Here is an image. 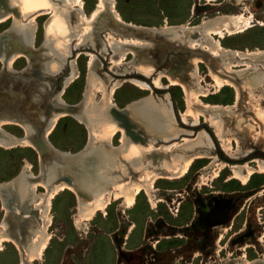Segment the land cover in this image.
Returning <instances> with one entry per match:
<instances>
[{
	"label": "rangeland",
	"instance_id": "374dc122",
	"mask_svg": "<svg viewBox=\"0 0 264 264\" xmlns=\"http://www.w3.org/2000/svg\"><path fill=\"white\" fill-rule=\"evenodd\" d=\"M98 1L82 0V11L86 17L99 9ZM114 7L125 22L157 28L186 23L196 26L203 20L218 15H239L247 20L249 26L241 33L221 38V45L237 51L264 49V0H114ZM69 9L70 7L68 11L73 17L72 24L76 27L70 24L68 55L55 54L51 49L54 36L49 27L54 11L51 10L36 16L33 22L31 50L37 52L40 60L37 58L29 63L23 56L14 59L11 63V74L15 77L8 75L0 61V76L4 78L0 84L12 88V83H16L14 87L17 93L11 99L8 97L10 100L7 101L11 104L23 98L33 105L28 92L32 88L40 90V101L36 104L40 111V120H44L43 106L49 107L51 102H56V97L69 104L80 102L88 87V58L93 57V72L104 83L106 91L114 86L110 95L113 107H125L123 114L129 116L132 123L116 128L108 142L109 147L117 152V161L120 160L117 163L120 166L128 168L130 172V164L136 167L129 179L136 185L142 183L144 186L134 195L130 204L125 197H110L108 204L97 210L91 218H79L78 199L69 189L59 191L48 203L45 197L52 186L65 181L64 178L71 173L76 177L84 175L87 172L86 167L79 163L80 168H77L78 165H65L51 159L49 168L42 164L38 152L28 145L8 148L0 146V183L12 182L13 186L17 183L13 191L15 200L10 208H6L0 195V236L10 238L8 240L0 237L3 239L0 245V264H264V169H259L253 161H264V123L261 121L264 116V56L244 60L238 57H229L228 60L226 58L229 63L227 71L234 75L232 79L238 84L236 88L224 86L218 92L212 93L213 87L210 83L213 80L207 76L209 70L223 75L229 72L224 73L225 66L220 58L197 49V44L188 47L189 43L185 40L191 31L187 30L186 37L180 39L153 34L145 39V45L140 46L137 42L131 46L139 54L138 58L130 51L125 53L124 59L116 62L119 56L113 54L110 44L104 50L103 42H108L109 38L111 41L125 39L121 36L126 34L113 32L117 27L107 18V10L99 12L93 22H90V26L85 23L83 25L79 18L75 19L76 6ZM27 17L23 20L26 23L29 21ZM12 18H15L13 14L0 24V35H4L6 41L11 40V30L17 22L16 18ZM227 21L228 24L236 26L244 24L242 20ZM80 26L85 27L82 29ZM81 32L85 35H81ZM214 37L217 38L215 35ZM126 39L130 40V37ZM195 56L203 57L198 74L200 84L207 90V96H199L201 102L188 104L181 86L169 85L166 77L160 78L162 88L149 83L160 71L168 73L174 81L181 79L189 83L191 59ZM49 59L59 65L62 63L57 72H50L43 66V62ZM69 61L75 63L76 76L65 84L71 71ZM135 61L138 68L139 65H152L153 72L146 75L144 70L137 71L133 67ZM252 74L258 77L257 82L250 79ZM133 79L145 81L148 89L138 87ZM101 91L99 87L92 88L93 102L99 101ZM147 98L161 107V111L167 116L164 118V129L160 119L145 105ZM202 103L208 105L204 106ZM195 115L200 118L198 124H194ZM209 117L218 121L220 134L231 144L230 148L225 149L221 145V141L215 136L218 129L210 124ZM46 123L43 122V129ZM1 126L4 131L15 136H22L24 133L15 124ZM137 128L142 134L138 133ZM129 138L131 142L136 140L133 143L141 147L136 154L130 153ZM46 139L58 150L75 153L86 144L88 131L74 117L62 114L55 120ZM189 144L195 146L191 147ZM166 145L169 147L164 149ZM195 152L197 157L194 158L195 161L192 160L183 176L167 177L173 174L164 165L166 161L176 156L180 166ZM95 161L90 153L85 157L84 164L90 166ZM221 163L224 166L221 167ZM229 164L241 167L248 165L252 168L246 183L230 178ZM101 168L98 165L94 169L100 171ZM23 169H28L26 171L34 179L32 178L25 192H20L16 179ZM50 170L54 173H50ZM55 172L57 175L59 173V177ZM108 187L112 192L119 190L111 185ZM134 187L135 185H128V190H124L131 194ZM214 196L223 201L224 209L218 198L212 205ZM42 202L49 207L46 216H49L50 223L46 227ZM214 208L216 209L213 210ZM219 216L220 218H216ZM47 235L45 247L37 255L39 242ZM30 253L36 256L31 258Z\"/></svg>",
	"mask_w": 264,
	"mask_h": 264
},
{
	"label": "bare ground",
	"instance_id": "6f19581e",
	"mask_svg": "<svg viewBox=\"0 0 264 264\" xmlns=\"http://www.w3.org/2000/svg\"><path fill=\"white\" fill-rule=\"evenodd\" d=\"M73 6H76V9H75L76 10V12H75L76 18L75 17L74 18L75 19L79 18L80 21L82 20L83 25H84V23H85V25L90 24V22L91 21L93 22V20L99 15V12H101L102 10H107V18L117 27L113 30V32H116L117 34H123V35L126 34L125 36H121V37H124L125 39L117 38L116 41H113V40L111 41L109 38V39H107L108 42H103V49L104 50L106 49L107 45L110 44L111 45L110 49L113 52V54L119 56L118 59L116 60V62L118 60L124 59L125 53H128L130 51L133 52L134 57L138 58L139 54L137 53V51L135 49L131 48V46L136 45L134 43H137V42H138V45H140V46L145 45V43H144L145 39L147 37H151L153 34H161L164 38H169V39H172V38L180 39V38L185 36V34H186L185 32L187 30L191 31V34L188 35V37H187L188 39L185 40V38H184V40L188 41V43H189L188 47H191V46L193 47L194 45L197 44V46H195V47H197V49L202 50V51L207 52V53H211V54H213L214 57H217V58H220L221 60H223V66H225L223 68V71H225L224 73L229 72V71H227L229 69V63L227 61L229 57H231V58L232 57L233 58L238 57V59L244 60L245 58L256 59L258 57L264 56V49L244 50V51L239 50V51H237V50H233V49H231V50L226 49V48H224V46L221 45V41H220L221 38H225V36H230V35H233L236 33H241L244 30H246L247 27L249 26V25H247V20L241 18V16H239V15H235V16H232L229 14L218 15L214 18H211L208 20H203L200 24H198L196 26H189L186 23V24H182L179 26L163 25V26L157 28V27H148V26L136 25V24H132L130 22L123 21L122 18L120 17V15L118 14L117 10L114 7V0H99L98 1L99 9L94 10L90 17H86L84 12L82 11V0H0V24H1V22H4L8 18H10L11 14L14 15V17L16 18V21L18 22V23L15 22L13 24L14 26L12 27V30H11L12 33L10 34V36L12 37L11 40L6 41L5 40L6 37H4V35H0V61L2 62L3 66L6 68V71L8 72V75L10 77H15L14 74L13 75L11 74L12 73L11 72V70H12L11 63L14 59H17V58L23 56L27 60V62L30 63V62H33L34 59H37L39 57V56L37 57V55H36L37 52L34 53L31 50V45H32L33 32H34V24H33L34 18L36 16H39L42 13L50 12L51 10H54L52 12L50 22H49V27L51 28L50 31H52V33L54 34L52 40L50 39L51 40V49L53 50V52H55V54L59 55V53H61V54L65 53L66 55H68L69 50H70V45H69L70 42L69 41L71 39L70 38L71 37L70 36L71 35L70 28L72 25L75 26L74 23L72 24L73 17H72V15L70 16L68 8L70 7V9H71V7H73ZM26 16L29 17V21L27 23L23 21ZM15 18H12V19H15ZM231 19L233 21L234 20H242V22H244V24H239L238 26H236V24H230V23L228 24L227 20H231ZM25 21H26V19H25ZM70 24H72V25H70ZM90 26H92V24H90ZM49 27H47V28H49ZM80 27H83V26H80ZM84 27L82 29H84ZM88 30H89V27H88ZM68 33H70V34H68ZM50 34H51V32H50ZM82 34H84V33L81 32V35ZM90 34H91V32H90ZM77 35H79V34H77ZM110 35H112V33ZM214 35L217 36V38H215ZM193 36H195V38ZM126 37H130V40H127ZM84 38H85V36H84ZM84 38H83V40H84ZM4 44H6L5 47H4ZM110 45H109V47H110ZM76 47H75V49H76ZM77 48H80V47H77ZM126 49H129V50H126ZM48 53H49V51H48ZM87 54H89V53H87ZM90 56H92V55H90ZM93 56H94V54H93ZM140 57H141V54H140ZM202 58H203L202 56H200V57L195 56L191 59L192 68L190 70L189 83L184 82L181 79H177L176 81H174V79H172L168 73H166L164 71H160L151 80V84L153 83L156 87L160 88L161 87V81H160L161 79L160 78L166 77L169 81V85L170 84H177V85L181 86V88L184 92V97L186 98L188 104L193 103V102H197V103L201 102V100L199 99V96H207V92H206L207 90H205L203 88V86L200 84V78H199V74H198L199 64H200V62H203ZM226 58H227V60H226ZM88 59H89L88 65H87V66H89V71H88V75H87L88 76V87L85 89V91L82 95L83 97H82L81 101L78 103H75V104H67L66 102H64L61 99H59L58 97H56V99H57L56 104H58L59 107L53 108L51 105L49 107H48V105L43 106V108H44V112H43L44 120H40V116H41L40 111L36 107V104H38L40 101L39 100L40 99V90L32 88L31 92H28L29 98L32 100L31 102L33 105H31V103L28 104L27 103L28 100L27 99L25 100L23 98H21V99L16 98L18 100H16L14 103L9 104L7 100H10L12 97H14L16 95L15 93H17L16 92L17 89L14 87V86H16V83H12V84H14V86L12 88H9L8 86L4 87L5 84H2V83L0 84V146L8 148V147H14L17 145H22V146L28 145L38 152L39 157H40V161L42 162V164L44 163L45 164L44 166H49V168H50V164H51L50 160L51 159H49L48 152H47V150H45V148H46L45 144H47L48 147L52 146V145L45 141V137L50 132V130L52 129L55 120L59 116H61L62 114H69L70 116L77 119L79 122L83 123L85 125V127L87 128V131H88L87 142L84 145V147L82 149H80L79 151H77L75 153H69L67 151H61V150H58L56 148H53L57 154V158H55V161L57 163H62V161L60 160L61 156H62V158H66V157L72 158V156H73V157L79 158L81 160V161L80 160L79 161H80L82 166L86 167L87 172L84 175L82 174V176L80 175V177H76V176H74V174L71 173V175L69 176L70 178L65 177L64 178L65 181H61L60 183L52 186L51 190L48 192V196L45 197L46 199L43 198L48 203L49 200L56 193H58L61 190L69 189L70 191H72L76 195V197L78 199L77 214L79 215V218H80V216L86 217V218H91L97 210L105 207L108 204L110 197H111V199H117L119 197H125L124 199L127 201L128 204H130L133 201L134 195L144 186V185H142V183L141 184L139 183L136 185L134 183V181L129 179L130 177H132L133 172L136 170V167H134L132 164H130L131 169H132V171L130 172V170L128 168H126V167L124 168V166H120L119 165L120 163L119 164L117 163L118 161H120V160L117 161V152L114 149H110V147H109L108 142H110V137L114 133L116 128H120V127L123 128L124 125L126 126L127 123H131V122L129 121V116L126 117L123 114L124 109L123 110H117V107H113V103L111 101L110 95L114 89V86L110 85L111 86L110 89L108 88L109 90L106 91V87H105L104 83L102 81H100L98 79V77H96V74H94L95 72H93V67H94L93 57H90ZM73 62L74 61H72L70 63V61H69L70 64L68 63L71 71L69 72V75L65 79V84L68 80H71L72 77L76 76V70H75V66H74L75 63H73ZM116 62L114 60V64L117 65ZM134 65L136 67L135 66H133V67L136 68L137 71H138V69L144 70V74H146V75L151 74V71L153 72V66L152 65H143V67H140V65H139V68H138L137 67V61L134 62ZM43 66L45 67V69H47L50 72H57L60 69V67L62 66V63H61V65H59L57 62H54V60L50 61V59H49V61L47 60V61L43 62ZM15 72H17V71H15ZM229 73L226 75L225 74L223 75V73L222 74L219 72L213 73L211 70H209V72L207 73V76H209L210 79L213 80V83H210V86L213 87L212 93L218 92L224 86H233V88L234 87L236 88V85L238 83L236 84L235 81L232 79V77L234 75L231 73H230L231 75H229ZM2 79H4V78L0 76V81ZM250 79L252 81H255V82L258 81V77L253 75V74H252V77H250ZM261 79H262V77H261ZM140 80L133 79V83L142 89H145V90L148 89V87H149L148 83H146L145 81H140ZM129 81H130V79H129ZM116 84H117V82H116ZM95 86L99 87L102 90L101 91L102 96L100 97L99 101H97V102H93V95L91 93L92 88ZM155 86H153V87H155ZM30 93H31V96H30ZM150 96H152V95H150ZM161 101H162V99H161ZM26 103L28 105L24 106ZM145 105L151 110L152 114L157 119H160L161 126L164 129L166 127V124L164 123V118L167 116L165 115V113L163 111H161L162 110L161 107H158V105H156L150 98L149 99L147 98L145 100ZM203 105L207 106L208 104H203ZM23 106H24V108H23ZM165 106H163V107H165ZM169 109H170V107H169ZM45 110H47V112ZM115 110H116V112L117 111L118 112L114 113L113 111H115ZM256 111H257V109H256ZM209 118H210V124L215 126L216 129H218L219 128L218 126H220L218 121L212 120L211 117H209ZM212 118H214V117L212 116ZM199 119H198V116L195 115L194 124H198ZM167 120H169V118ZM134 121L136 122L135 119H134ZM261 121H263V123H264V116H262ZM43 122H47L45 129L42 128V126H44ZM173 122H171V123H173ZM3 124L18 125L23 129L24 133L22 136H15L13 134H10V133L3 130L2 126H1ZM263 128H264V126H263ZM142 129L143 128H141V130ZM136 132H137V130L134 133H136ZM138 133H139V129H138ZM260 133L262 134V131H260ZM139 134H142V132ZM139 134L137 136H139ZM215 136L219 138V141H221L220 142L221 145L225 149L230 148L231 144L228 141H225L223 139V136H221L219 129L216 130ZM122 137H123V135H122ZM128 137H130V136H128ZM140 137H143V136L141 135ZM145 138H149V137H145ZM174 138H176V136H174ZM198 138H199V136H198ZM41 139L43 142L41 141ZM133 140L131 142V139L129 138V141H130L129 145L131 146L130 147V153L136 154V152L141 150V147L134 144L136 142V140H134L135 141L134 143H133ZM186 141H187V138H186ZM208 141L211 144L209 138H208ZM184 142H183V144H184ZM197 143H198V141L195 143V145ZM200 143H201V140H200ZM137 144H139V143H137ZM175 144H177V143H175ZM160 145H162V144H160ZM195 145H190V146L192 147ZM141 146H143V145H141ZM112 147H113V145H112ZM168 147H169V145H166L165 148L164 147L163 148L166 149ZM142 149H144V148H142ZM154 149H156V148H154ZM159 150H161V149H159ZM152 151H154V150H152ZM231 152H233V151H231ZM90 153L93 155V157L96 159L97 162L95 161V162L90 163V166H85V164H84L85 163V157ZM146 153L148 154L147 150H146ZM196 153L197 152L189 155V157L187 159H185L184 162L180 166H178V161H177L178 159L176 158V156L172 157L170 159V161H166L164 163V165L171 171V174H173V175H170L167 177L168 178H178V177L183 176L187 172V169H188L190 163L192 162V160L195 161L194 158L197 157ZM211 157H212V155H211ZM146 160H147V158H146ZM46 161H47V163H45ZM150 161L152 162L151 159H150ZM215 161H216V159H215ZM253 161L256 162V166L259 169H261V170L264 169V161L263 160L254 159ZM121 162H122V160H121ZM123 163H124V161H123ZM139 163H138V165H139ZM147 164H150V163H147ZM65 165H68V164H65ZM98 165L102 166L100 171H96L94 169L95 167H98ZM124 165H126V164L124 163ZM214 165H215V163H214ZM220 165L222 167V166H224V163H221ZM76 167L80 168L79 165ZM228 167L231 170L230 178L239 179L242 181V183H246L249 175L252 173V168L249 167L248 165H243L241 167V166L229 164ZM258 168L256 170H258ZM67 169H68V167H67ZM26 170H28V169H26ZM26 170L23 169L22 173L16 179V180H18V183H19L18 186H19L20 192H22V191L25 192L28 189V184L30 183V181H32V178L34 177V176L32 177L31 173H29ZM137 170H138V168H137ZM146 171H148V170H146ZM49 172L54 173V172H52V170H50ZM155 172H157V171H155ZM158 173H159V171H158ZM55 175H57L56 172H55ZM58 175H59V173H58ZM57 176H56V178H57ZM146 179H149V178H146ZM60 180H62V179H60ZM56 181H58V180H56ZM45 183H46V181H45ZM147 184H149V183H147ZM109 185L116 187L119 190L112 192L110 187H108ZM128 185H131V186L135 185L134 190L132 191L131 194L126 192V190H124V188H126ZM126 189L128 190V188H126ZM104 194H106V195L104 196ZM38 195H36V196H38ZM34 200H36V199H34ZM44 202H42L43 205L41 204V209H43V219L46 220V223H45V227H46V224L50 223L49 216L48 217L46 216V210L49 207L47 208V205H44ZM34 203H35V201H34ZM41 209L39 208L40 211H41ZM215 209L216 208H214L213 210H215ZM35 211L37 212V210H35ZM28 214L31 215L30 213H28ZM35 234H37V233H35ZM42 235H41V238H43ZM0 237H2L4 239H8V240L10 239V238L4 237V236H0ZM47 239H48V235L45 236L44 239L39 242V246H38V242L35 241L37 244L36 246H38V249L36 252L37 255H39L41 253L42 249L45 247V243H46ZM1 240H3V239H0V245H1ZM35 256L33 253H30L31 258H34Z\"/></svg>",
	"mask_w": 264,
	"mask_h": 264
},
{
	"label": "water",
	"instance_id": "95a60500",
	"mask_svg": "<svg viewBox=\"0 0 264 264\" xmlns=\"http://www.w3.org/2000/svg\"><path fill=\"white\" fill-rule=\"evenodd\" d=\"M136 74H140V73H136ZM149 83H151V80H149ZM67 104H69V103H67ZM51 106L53 108L54 107H56V108L59 107V105L56 104V102H51ZM124 108L125 107H120V108L117 107V110H123ZM113 112L114 113H117L118 111L116 112V110H115ZM41 141H42V139H41ZM45 141L47 143H49L48 140L46 139V137H45ZM45 145H46L45 146L46 147L45 150H47V152H48L49 159H55V158H57L56 151L53 149L54 147H52V146H49L48 147L47 144H45ZM60 160L64 164H69V165H73V166L78 165L80 163V161H81L79 158H75L73 156H72V158H70V157L62 158V156H61L60 157ZM10 184L12 185V182L0 183V195L4 199L3 201H4V205L6 206V208H10L11 207V204L15 200V194H14L13 191H14L15 187L17 186V183H15L16 186H13V185L11 186Z\"/></svg>",
	"mask_w": 264,
	"mask_h": 264
},
{
	"label": "flooded vegetation",
	"instance_id": "af4514ba",
	"mask_svg": "<svg viewBox=\"0 0 264 264\" xmlns=\"http://www.w3.org/2000/svg\"><path fill=\"white\" fill-rule=\"evenodd\" d=\"M217 198L220 199L218 196H214V197H213V199H212V202H213L212 205L215 204V199H217ZM220 201L223 203V201H222L221 199H220ZM212 205H211V206H212ZM211 206H210V207H211ZM223 209H224V203H223ZM223 209H222V211H221V215L223 214ZM221 215H220V216H221ZM220 216H219V217H216V218H220ZM216 218H214V219H216ZM203 219H204L205 221H207L204 217H203ZM214 219H213V220H214ZM211 221H212V220H211ZM208 222H210V221H208Z\"/></svg>",
	"mask_w": 264,
	"mask_h": 264
}]
</instances>
